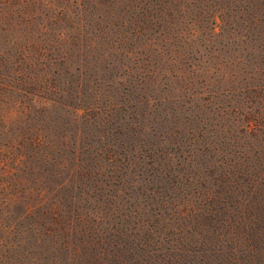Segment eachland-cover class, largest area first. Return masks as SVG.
<instances>
[{
    "label": "rangeland",
    "instance_id": "rangeland-1",
    "mask_svg": "<svg viewBox=\"0 0 264 264\" xmlns=\"http://www.w3.org/2000/svg\"><path fill=\"white\" fill-rule=\"evenodd\" d=\"M197 242L264 264V0H0V264Z\"/></svg>",
    "mask_w": 264,
    "mask_h": 264
},
{
    "label": "trees",
    "instance_id": "trees-1",
    "mask_svg": "<svg viewBox=\"0 0 264 264\" xmlns=\"http://www.w3.org/2000/svg\"><path fill=\"white\" fill-rule=\"evenodd\" d=\"M215 228H218L217 226H215ZM262 232V231H261ZM250 234V232L248 231L247 232V235H249ZM255 234V233H254ZM144 235H147V233L145 232V234ZM148 236H150V238H153L154 236H152V235H149L148 234ZM259 236V234H257V237ZM205 237H207L206 239H207V241H210V234L207 236H205ZM216 237H217V240L216 241H218V243L217 244H219L220 242H221V240H222V237H223V235H218V234H216ZM250 237V236H249ZM254 238V237H253ZM259 238V237H258ZM251 238H249V240H250ZM152 240H154V238L152 239ZM248 241V240H247ZM200 246V247H199ZM203 246L205 247L206 246V244H202V243H200V242H197V245L196 246H193V244H191V245H188V247H187V250H189L190 251V253H197V254H199L200 256H195V254H193L194 256V258H195V260H194V263L195 264H207V260H208V258H207V254L208 253H210V255H212V256H216V254H221L222 255V251L220 252V251H218V250H220V249H218V248H215V249H217V251H208L207 249H205L204 250V248H203ZM146 247H150V244H148V243H145V247H142V248H140V250L141 251H143L144 253H141L140 254V256L138 257V258H136V260L138 261V264L140 263V264H152L151 262H150V260L149 259H151V260H155L156 261V258H154V257H152V256H150L149 255V253H151V252H148V249L146 248ZM198 248H200L201 250H199ZM204 250V251H203ZM158 251H160V250H158ZM236 251V250H235ZM171 253H175V251L174 250H171L170 251ZM184 253H186V252H182V253H180V254H176V255H179V256H184ZM201 255H203V256H201ZM251 255H252V253H251ZM223 256H225V255H223ZM164 258V259H163ZM204 258V259H203ZM164 260V262H166L167 264H177V261L175 260V259H173V260H171V259H167L166 258V256L164 257V255H163V257H160V259L159 260H157V262H155V264H158V263H160V262H162ZM159 261V262H158ZM194 263H191V264H194ZM247 263H249V264H252L253 263V261L252 262H247ZM225 264H240L237 260H236V257H232V258H230V257H228V259H227V261L225 262Z\"/></svg>",
    "mask_w": 264,
    "mask_h": 264
}]
</instances>
